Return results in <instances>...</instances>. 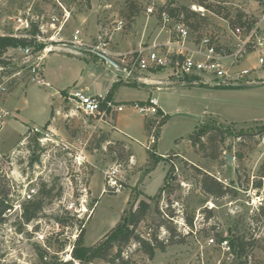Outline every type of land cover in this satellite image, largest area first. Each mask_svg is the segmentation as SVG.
Here are the masks:
<instances>
[{"label": "rangeland", "instance_id": "obj_1", "mask_svg": "<svg viewBox=\"0 0 264 264\" xmlns=\"http://www.w3.org/2000/svg\"><path fill=\"white\" fill-rule=\"evenodd\" d=\"M173 1L168 5L169 0H0V35L12 32L15 16L39 15V20L45 16L46 21L54 14L63 21L68 11L70 17L58 37L71 45L78 30L85 42V49L74 52L82 56L72 55L62 45L44 59L42 70L50 85L26 82L24 72L13 79L9 93L0 101L5 103L18 87L20 115L10 111L0 120V196L12 206L0 222V264H63L67 260L83 264L72 256L78 234L86 231L87 246L103 242L105 234L137 206L138 199L149 200L147 190L156 191V197L135 234L152 241L157 238L165 249L157 248L150 258L134 239L122 247L120 257L115 256L118 247H113L105 259L86 264H264V199L259 202L254 195L257 184L261 182L262 187L264 182V78L260 79L264 69L255 75L257 83L246 86L194 83L188 77H168L166 71L137 73L154 81L152 84L127 82L120 71L115 97L125 105L120 113L125 130L117 124L119 114L106 122L57 114L56 109L62 110L65 102L63 95L60 99L51 96L56 88L66 92L79 88L75 81L82 71L99 86L114 76L107 64L102 66L90 58L97 56L90 50L93 46L101 44L111 54L129 53L141 43L165 40L158 18L163 9L203 7L207 12L204 19H190L199 24L212 23V14L217 20H235L264 11V0ZM149 7L154 13H147ZM53 31L54 27L50 34ZM43 46L35 44L34 55ZM9 52L13 69L2 75L13 74L24 63L19 46L10 47ZM42 77L46 79L43 72ZM168 79L174 83H165ZM21 89L25 95L29 93L26 102L20 99ZM151 96L158 98L169 117L164 126L165 113L158 120L146 117L156 137L148 148L150 134L144 132L141 114L132 105ZM5 107H9L7 103ZM201 130L210 131L202 138L205 146L198 144L195 149L189 137ZM46 132L49 139L41 141ZM157 151L165 153L159 157L163 167L149 183ZM226 155L234 157L232 163ZM115 166L122 192L107 187L108 192L103 193L107 172ZM205 175L222 182L229 192L221 197L205 193ZM26 209L35 213L29 221L24 218ZM190 218L192 227L187 222ZM171 236L175 242L167 243Z\"/></svg>", "mask_w": 264, "mask_h": 264}, {"label": "built area", "instance_id": "obj_2", "mask_svg": "<svg viewBox=\"0 0 264 264\" xmlns=\"http://www.w3.org/2000/svg\"><path fill=\"white\" fill-rule=\"evenodd\" d=\"M198 17L204 19L207 12L203 7H194ZM63 21L57 15L51 14L45 21V16L39 20V15L29 17L15 16L12 32L8 35L12 37H26L30 44L19 46L24 63L18 66L11 75H2V72L13 69V58L8 52L3 58L10 59L9 66L0 65V101L3 95L10 91V83L13 79L24 74L25 81L33 84H45L42 77V65L47 55L59 48V46L69 47L73 52H80L85 49V42L80 31L73 33L71 45L63 43L58 34L62 30L70 14L65 12ZM147 13H154V8L149 7ZM212 14V13H211ZM213 22L194 23L178 19L166 10L158 14L161 22V30L166 33V39L145 44L141 43L136 50L129 53L107 52L101 44L93 46L92 50L104 52L110 55L120 65V71L125 81H138L152 84L148 77L139 74H153L159 71L168 72V77H188L190 81L202 82L211 86H246L258 82L259 77L255 75L264 69V11L254 16L244 15L240 19H216L212 14ZM218 18V17H217ZM62 25H58V23ZM123 21L118 24V30L122 28ZM34 26L36 32L33 31ZM55 28L50 34V29ZM49 34V35H48ZM5 35V34H3ZM61 42V43H60ZM42 43L44 46L34 55L35 44ZM264 76L260 77V79ZM22 79V78H21ZM156 82V81H155ZM162 82V81H157ZM165 83H174L170 79ZM64 108L58 109L57 114H63L67 119L93 118L103 121L113 119L115 114L122 112L124 104H120L113 96L108 93L89 94L83 90H71L62 96ZM134 110L145 117H154L158 120L161 107L156 96H151L143 103H134ZM10 111L4 109L0 104V120L8 117ZM49 129V128H48ZM41 131L34 128V131ZM155 130L151 131L150 144L156 142ZM49 132H46L41 139H49ZM264 143V135L262 136ZM115 166L107 172V184L104 186L103 193L112 191L122 192V184L119 182ZM264 181V177H263ZM262 190L257 188L254 195L259 202L264 199V182ZM260 189V190H258ZM262 205V204H261ZM73 209V207H72ZM227 241H225V244Z\"/></svg>", "mask_w": 264, "mask_h": 264}, {"label": "trees", "instance_id": "obj_3", "mask_svg": "<svg viewBox=\"0 0 264 264\" xmlns=\"http://www.w3.org/2000/svg\"><path fill=\"white\" fill-rule=\"evenodd\" d=\"M173 0H169L168 5L173 4ZM169 13L173 16H176L178 19L184 20L186 22H189L191 18H195L198 16L197 12L192 11L187 6H181L173 8L171 7L168 9ZM240 18L242 16L240 15ZM238 18V19H240ZM193 24L192 22H189ZM34 32H36V27L34 26L33 29ZM29 43V39L26 37H12L8 34L0 35V65L2 66H9L12 61L7 58H3V56L8 52L10 47H17L26 45ZM117 89V86H113L111 90L109 91V95L113 96L115 90ZM161 116L163 115V112L160 111ZM169 115L164 114L162 116V125H164L167 122ZM214 130H219L218 128H213ZM210 130H201L198 131L196 134L192 133L189 137V140L191 142L192 147L197 149L198 144L202 147L205 146V143L202 142V138L207 135V133ZM221 131V130H219ZM203 148H198L199 151L202 152ZM197 150V151H198ZM156 157V156H155ZM162 156H158L156 158V162L158 163L160 161V158ZM155 163V165L157 164ZM261 182L257 184V188H261ZM202 187L203 191L207 194H211L215 197H221L229 192V188L225 186L222 182L216 180L214 177L210 175H205L202 181ZM165 188V187H164ZM164 190V189H163ZM162 193H159L157 195L158 198H160ZM156 196H148L149 200L146 199H138L137 206L130 211V213L127 215L126 218L123 217V222H118L116 226L111 228L109 232L105 234L104 237L106 239L103 242H100L96 245L87 246L85 245V233L86 231L83 229L77 236V239L75 243L73 244L72 249V256L73 259L80 261L83 264H86L90 261H92L95 258H102L105 259L107 255V251L113 247H118V252L115 254V256L120 257L122 253V247L129 243L131 240L136 239L137 242L140 244L141 249L146 252L150 258H153L155 256L156 249L159 248L161 250L165 249L164 242L158 241L157 238H155L153 241L148 239H143L139 234H135V227L144 219V217L148 214V212L151 210V201L155 199ZM12 206L9 204V202L6 200V198L0 196V222L4 221L5 216L8 215V210H11ZM172 214V213H171ZM171 214H167V216H174ZM24 218L29 221L32 219V217L35 215L34 212L30 210L24 211ZM170 220H173V217L170 218ZM189 226H193V220L192 218L188 219ZM85 231V232H84ZM174 236L169 237L167 239V243H174L173 240ZM108 242V243H106ZM106 243V245H105ZM106 246V247H104ZM2 249L0 245V260L2 258ZM73 260H67L63 264H74L72 262Z\"/></svg>", "mask_w": 264, "mask_h": 264}, {"label": "crops", "instance_id": "obj_4", "mask_svg": "<svg viewBox=\"0 0 264 264\" xmlns=\"http://www.w3.org/2000/svg\"><path fill=\"white\" fill-rule=\"evenodd\" d=\"M69 53H71L72 55H74V56H82V54H80V55H78V54H75L74 52H70V51H68ZM10 53V52H9ZM47 58L49 57L48 55L46 56ZM96 57H99L98 55L96 56ZM96 57H90L92 60H94V61H96V62H101L102 64V66H104V64H107L108 66L107 67H109V70H110V72L112 73V75H114L110 80H108V82L106 83V84H104L103 86H99L98 84H97V82H96V80H94V78L92 77V78H90L89 80L86 78V77H84V71H82V74L79 76V78L75 81L77 84H79V88H76L77 90H83V91H85V92H87V93H89V94H93V93H108L110 90H111V88L113 87V86H115V85H117L119 82H120V79H122L121 77H120V70H119V68H116V67H114V66H112L111 64H109V63H104L102 60H100L99 58H101V57H99V58H96ZM46 59V58H45ZM105 61V60H104ZM106 62V61H105ZM119 72V73H118ZM118 73V74H117ZM43 74L45 75V77H46V79L44 80L45 81V85H50V81H46L47 80V77H48V75L46 74V70L44 69L43 70ZM151 80V79H150ZM123 81V80H122ZM99 83H100V81H99ZM140 83H142V82H140ZM20 88H22L21 86H19ZM34 87V85L32 86V88ZM18 88V87H17ZM17 88L6 98V101H4L5 103H2V107L4 108V109H7L8 111H14V112H16V111H18L19 112V114L18 115H20V113H21V104H19V103H17L18 101H17V99H18V96H17V94H16V90H17ZM31 88V87H30ZM30 88L28 89V90H30ZM65 88H63V87H58V88H56L55 89V91H54V93H52V97L53 98H59L60 99V97L62 96V95H64V94H66L67 92H66V90H64ZM76 89H74V90H76ZM32 90V89H31ZM98 90V91H97ZM91 91H96V92H91ZM30 92V91H29ZM23 94V95H22ZM21 95H22V97L20 98V99H23L24 101L23 102H26L27 101V99L26 98H28V96H29V93H27V95H25L24 93H23V91H22V89H21ZM116 90H115V92H114V94H113V97L116 99ZM144 102V101H143ZM6 103L8 104V108L7 107H5L6 106ZM21 103V102H20ZM120 104H122V103H120ZM161 107V106H160ZM57 111H58V108L56 109ZM124 110H125V108H124ZM123 110V111H124ZM164 111L163 113H167L168 115H169V112H167V110H165V109H162L161 108V110L160 111ZM122 111V112H123ZM121 113V112H120ZM120 113H118L119 115H118V120H117V124H118V126L120 127V128H122V130H125L126 128H127V126L124 124V119H123V117H121V115H120ZM151 118H154V117H152V116H150ZM155 119V118H154ZM141 122H142V125H143V128H144V132H149V134H151V132H150V130H149V128H148V125H147V123H146V117L145 116H143V115H141ZM164 126V125H163ZM163 128V127H162ZM118 133V132H117ZM117 135H119V137H120V134L118 133ZM116 136V135H115ZM149 137H150V135H149ZM146 138V137H145ZM156 154H158L159 156H164L165 155V153H160V152H156ZM132 155H133V158L134 159H137V157H136V155H135V152L133 151V153H132ZM138 160V159H137ZM144 161H145V157H144ZM161 162V161H160ZM160 162H158L156 165H155V167L153 168V171H151L150 173H151V178H149V183H151L152 181H153V178H156V175H158V173L160 172V169H161V167H163L162 166V164L160 163ZM163 173H165L166 172V170L163 168ZM163 183H164V181H163ZM162 183V184H163ZM146 186H148L147 188L148 189H150V184L149 185H146ZM162 185H160L159 187H161ZM158 190V189H157ZM155 193H156V191H154V192H150V191H146V195L147 196H154L155 195ZM145 199V198H144ZM148 199V198H147Z\"/></svg>", "mask_w": 264, "mask_h": 264}, {"label": "water", "instance_id": "obj_5", "mask_svg": "<svg viewBox=\"0 0 264 264\" xmlns=\"http://www.w3.org/2000/svg\"><path fill=\"white\" fill-rule=\"evenodd\" d=\"M92 51L95 52L99 57L104 59L106 62H108L112 66L119 68V69L121 68L120 65L117 63V61H115L110 55L104 52H100V51H95V50H92ZM226 159L229 163H232L234 160V157L231 155H226Z\"/></svg>", "mask_w": 264, "mask_h": 264}]
</instances>
